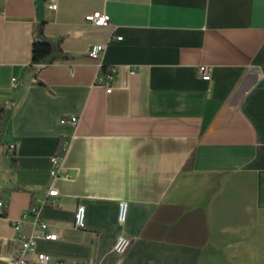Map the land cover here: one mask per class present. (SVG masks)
<instances>
[{
    "label": "crops",
    "instance_id": "0c3cea01",
    "mask_svg": "<svg viewBox=\"0 0 264 264\" xmlns=\"http://www.w3.org/2000/svg\"><path fill=\"white\" fill-rule=\"evenodd\" d=\"M95 10L111 21H88ZM42 33L69 57L32 66ZM0 107V264L25 233H39L26 264H117L121 200L125 263L264 264V0H0ZM49 188L58 238L32 214L17 230Z\"/></svg>",
    "mask_w": 264,
    "mask_h": 264
},
{
    "label": "built area",
    "instance_id": "2783aa9c",
    "mask_svg": "<svg viewBox=\"0 0 264 264\" xmlns=\"http://www.w3.org/2000/svg\"><path fill=\"white\" fill-rule=\"evenodd\" d=\"M51 8H57V3L50 4ZM86 19L91 23L101 26L109 23L111 21V16L109 13L103 10H95L86 14ZM119 39L122 37L119 36ZM106 45L102 43H97L91 47L89 50L88 56L93 59H101L102 54L104 52ZM199 73L201 76L209 80L211 79V69L207 64H201L199 66ZM114 79V75L111 72L107 73L103 76L97 77V82L105 84L107 92H111L113 89L112 81ZM14 82H17V78H13ZM1 110V107H0ZM71 120L74 123L78 122V117L73 116ZM65 121V119H63ZM13 148V146H12ZM68 149V141H63L57 151L51 157L52 167H51V175L57 176L61 173L63 168V160L66 155ZM59 194L57 188H49L47 189L43 195L38 197L37 202L32 203L29 208V213H25L22 217L16 221H14V226L17 230H20L23 226V222L27 220L29 214H32L34 217L35 223L40 226V235L48 239H57L59 234L56 231H50L48 229V223L42 218L41 210L46 206H57L58 202L56 200V196ZM7 209V202L5 200H0V212L5 213ZM127 211H128V202L127 200H121L119 202V214H118V225L119 230L116 237V242L114 245V250L117 253L119 259L117 264H129L125 263L126 254L129 251V248L132 244L133 238L128 236L125 232V222L127 219ZM75 226L79 229H82L86 226V208L84 204H79L76 209L75 214ZM38 234H20L21 245L15 251H12L9 255L11 259V264H26L28 261L29 254L35 251L36 248V238ZM37 260L39 264H78L75 261H66L64 259H56L53 260L52 256L45 252H37ZM89 264H95L91 262ZM146 264H153L152 262H148Z\"/></svg>",
    "mask_w": 264,
    "mask_h": 264
},
{
    "label": "trees",
    "instance_id": "16d2710c",
    "mask_svg": "<svg viewBox=\"0 0 264 264\" xmlns=\"http://www.w3.org/2000/svg\"><path fill=\"white\" fill-rule=\"evenodd\" d=\"M41 38H35L32 50V66L51 63L56 59L68 58L69 55L61 48L60 39L46 37L43 33Z\"/></svg>",
    "mask_w": 264,
    "mask_h": 264
}]
</instances>
